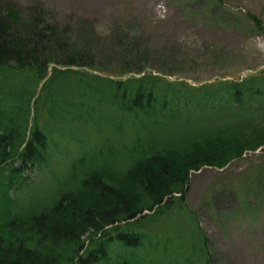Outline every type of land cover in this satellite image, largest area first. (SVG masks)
<instances>
[{
  "label": "trees",
  "instance_id": "obj_1",
  "mask_svg": "<svg viewBox=\"0 0 264 264\" xmlns=\"http://www.w3.org/2000/svg\"><path fill=\"white\" fill-rule=\"evenodd\" d=\"M33 7L0 2V264H212L191 176L264 150V68L170 79L148 67L176 51L138 24L99 34ZM261 164L246 195L264 197Z\"/></svg>",
  "mask_w": 264,
  "mask_h": 264
},
{
  "label": "rangeland",
  "instance_id": "obj_2",
  "mask_svg": "<svg viewBox=\"0 0 264 264\" xmlns=\"http://www.w3.org/2000/svg\"><path fill=\"white\" fill-rule=\"evenodd\" d=\"M0 2L14 4L22 16L29 8L42 5L44 11L64 22L72 23L71 17L79 22L85 18L94 23L99 34L136 23L150 36L152 48L176 51L167 62H152L148 67L170 79L200 83L218 77H243L264 68V33L257 32L245 16L251 11L264 19V0H223L216 13L196 0ZM263 162L264 150L259 149L225 168L205 167L192 174L188 204L198 212L212 264H264V197L246 195L243 190L248 179L262 173ZM58 177L55 170L36 188L25 191L24 197L50 192ZM230 184L235 185L238 196L233 190H223Z\"/></svg>",
  "mask_w": 264,
  "mask_h": 264
}]
</instances>
